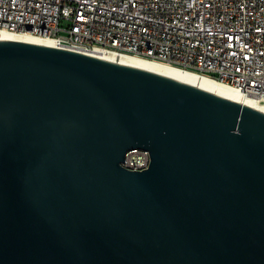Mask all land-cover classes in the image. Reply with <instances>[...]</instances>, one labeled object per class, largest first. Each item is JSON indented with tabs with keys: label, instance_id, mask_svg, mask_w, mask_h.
I'll list each match as a JSON object with an SVG mask.
<instances>
[{
	"label": "water",
	"instance_id": "95a60500",
	"mask_svg": "<svg viewBox=\"0 0 264 264\" xmlns=\"http://www.w3.org/2000/svg\"><path fill=\"white\" fill-rule=\"evenodd\" d=\"M0 264H264V113L0 40Z\"/></svg>",
	"mask_w": 264,
	"mask_h": 264
},
{
	"label": "built area",
	"instance_id": "2783aa9c",
	"mask_svg": "<svg viewBox=\"0 0 264 264\" xmlns=\"http://www.w3.org/2000/svg\"><path fill=\"white\" fill-rule=\"evenodd\" d=\"M128 54L198 73L264 101V0H0V33ZM134 150L122 166L149 167Z\"/></svg>",
	"mask_w": 264,
	"mask_h": 264
},
{
	"label": "bare ground",
	"instance_id": "6f19581e",
	"mask_svg": "<svg viewBox=\"0 0 264 264\" xmlns=\"http://www.w3.org/2000/svg\"><path fill=\"white\" fill-rule=\"evenodd\" d=\"M0 40L23 41L49 47H57L54 39L52 38H42L26 34L21 35L15 32L0 33ZM90 56L169 77L183 84L193 86L195 88L212 93L216 96L234 101L239 104H243L264 113L263 100L245 95L242 92L232 87L226 86L213 78L198 73L185 71L166 64L128 54L99 51Z\"/></svg>",
	"mask_w": 264,
	"mask_h": 264
}]
</instances>
